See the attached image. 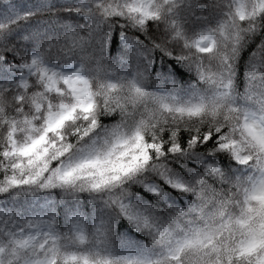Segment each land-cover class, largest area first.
Masks as SVG:
<instances>
[{
    "label": "snow or ice",
    "instance_id": "6c2138e0",
    "mask_svg": "<svg viewBox=\"0 0 264 264\" xmlns=\"http://www.w3.org/2000/svg\"><path fill=\"white\" fill-rule=\"evenodd\" d=\"M0 264H264V0H0Z\"/></svg>",
    "mask_w": 264,
    "mask_h": 264
}]
</instances>
